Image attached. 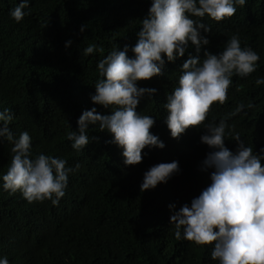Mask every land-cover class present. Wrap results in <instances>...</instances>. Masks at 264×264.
I'll return each mask as SVG.
<instances>
[{"label":"trees","instance_id":"1","mask_svg":"<svg viewBox=\"0 0 264 264\" xmlns=\"http://www.w3.org/2000/svg\"><path fill=\"white\" fill-rule=\"evenodd\" d=\"M18 3L0 0V111L9 108L14 114L9 125L14 133H29L33 155L61 157L66 166L79 167L68 174L65 195L57 205L50 200L28 202L19 191L0 187V256L9 264H217L210 257L211 243L197 245L173 234L167 215L173 175L154 188L139 189L143 172L155 163L147 154L155 149L154 159L176 160L181 169L177 173L192 178L187 176L191 185L177 189L180 205L190 203L210 183L212 169L201 170L190 160L205 144L198 136L205 129L189 126L180 141L165 142L162 124L164 147L145 146L141 161L127 166L107 130L90 126L91 139L79 152L67 138L83 110L95 107L110 114L115 107L90 100L100 78L96 64L114 47L135 44L151 0H29L28 14L16 22L9 12ZM235 7L234 17L210 31L216 42L237 33L258 53V67L244 77L234 74L225 102L212 103L210 117L202 123L226 119L231 131L257 149L264 144V84H255L257 77L264 78V0H246ZM67 40L71 43L65 47ZM88 44L99 50L83 54ZM180 72L174 61L165 59L161 74L138 80V86L157 91L152 98L142 97L136 110L165 122L163 103ZM248 103L253 107L229 115L237 104ZM226 133L225 147L235 151L236 141ZM10 148L0 141V175L9 166ZM203 153L200 149L195 154L200 162Z\"/></svg>","mask_w":264,"mask_h":264},{"label":"clouds","instance_id":"2","mask_svg":"<svg viewBox=\"0 0 264 264\" xmlns=\"http://www.w3.org/2000/svg\"><path fill=\"white\" fill-rule=\"evenodd\" d=\"M245 3L246 0H151L136 32L135 44L114 47L96 64L100 78L90 100L104 108L115 107L110 114L97 112L95 107L83 110L76 129L67 133L71 148L79 152L91 139L90 126L107 130L111 133L109 142L122 149L123 164L127 166L141 161L145 146L164 147L160 140L162 124L167 130L165 142L180 141L189 126L205 129L201 135L198 133L205 144L190 160L199 163L201 170L212 169L210 183L190 203L180 205L177 193V189L191 185L190 175L177 173L180 167L176 160L170 161L167 156L154 159L155 149L147 154L155 163L143 172L139 189L154 188L173 175L174 187L167 205L173 234L177 240L187 239L197 245L211 243L210 257L217 264H264V144L257 149L247 146L238 132L231 131L232 125L226 119L202 123L210 117L212 103L225 102L232 76H247L258 67V53L254 47H247L237 33L216 42L210 31L234 17L235 5ZM28 5L29 0H19L10 10V17L21 21L28 14ZM203 18L211 23L205 24ZM84 27L81 25L80 31ZM64 43L67 47L71 41ZM97 50L96 45L88 44L82 52L87 55ZM165 59L174 61L181 72L177 86L166 94L163 103L167 110L165 122H155L153 116L141 115L136 106L142 97L152 98L157 89L140 87L137 81L161 74ZM255 84H264V78L257 77ZM245 107L253 105L237 104L229 115ZM13 119L9 108L0 111V141L8 142L12 153L6 172L0 175V187L10 193L19 191L28 202L50 200L57 205L65 195L68 174L79 164L68 167L64 158L33 155L32 137L27 131L14 133L9 127ZM226 129L236 141L235 151L225 147ZM200 149L204 150L201 162L195 158ZM0 264H9L6 256H0Z\"/></svg>","mask_w":264,"mask_h":264}]
</instances>
